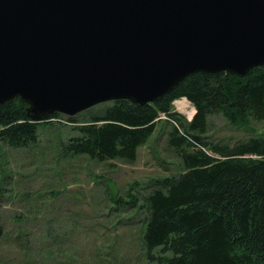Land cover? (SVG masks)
<instances>
[{
  "label": "water",
  "instance_id": "obj_1",
  "mask_svg": "<svg viewBox=\"0 0 264 264\" xmlns=\"http://www.w3.org/2000/svg\"><path fill=\"white\" fill-rule=\"evenodd\" d=\"M263 66L264 0H0V104L34 123Z\"/></svg>",
  "mask_w": 264,
  "mask_h": 264
},
{
  "label": "trees",
  "instance_id": "obj_2",
  "mask_svg": "<svg viewBox=\"0 0 264 264\" xmlns=\"http://www.w3.org/2000/svg\"><path fill=\"white\" fill-rule=\"evenodd\" d=\"M182 99L195 110L189 122L173 112ZM26 107L19 98L0 104V144L31 148L40 127L61 116L34 123ZM216 115L241 129L264 120V66L244 76L195 73L151 104L119 100L87 122L67 118L77 135L62 145L64 155L100 163L134 162L159 118L171 122L167 145L183 172L156 181L143 199L140 243L154 264H264V134L235 146L206 142Z\"/></svg>",
  "mask_w": 264,
  "mask_h": 264
},
{
  "label": "rangeland",
  "instance_id": "obj_3",
  "mask_svg": "<svg viewBox=\"0 0 264 264\" xmlns=\"http://www.w3.org/2000/svg\"><path fill=\"white\" fill-rule=\"evenodd\" d=\"M111 105L72 119L87 122ZM173 112L187 122L195 114L186 99L175 101ZM67 118L48 120L31 148L0 144V264H154L140 243L143 199L156 181L183 172L167 145L171 122L159 118L134 162L100 163L64 155L62 145L77 135ZM207 130L206 142L235 146L263 135L264 120L241 129L216 115Z\"/></svg>",
  "mask_w": 264,
  "mask_h": 264
}]
</instances>
